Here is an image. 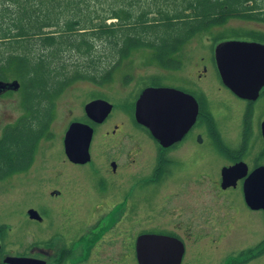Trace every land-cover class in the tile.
<instances>
[{
	"label": "flooded vegetation",
	"instance_id": "flooded-vegetation-1",
	"mask_svg": "<svg viewBox=\"0 0 264 264\" xmlns=\"http://www.w3.org/2000/svg\"><path fill=\"white\" fill-rule=\"evenodd\" d=\"M211 52L213 77L205 64L160 66L157 85L131 94L126 113L132 126L102 125L113 106L100 123L85 111L73 120L92 128L86 161L69 160L63 145L61 167L51 162V172L31 174L33 161L29 172L0 179L12 185L10 177L30 178L33 193L56 198L18 211L34 223L18 237L12 222L1 219L0 264H138L142 236L161 237V245L154 240L147 249L152 261L160 250L180 246L179 264H264V83L257 93L237 95L222 81ZM149 86L178 90L195 102L194 121L178 140L160 142L135 120V102ZM96 98L104 99L90 100ZM203 183L214 199L198 209ZM241 231L252 240L228 247Z\"/></svg>",
	"mask_w": 264,
	"mask_h": 264
},
{
	"label": "trees",
	"instance_id": "trees-1",
	"mask_svg": "<svg viewBox=\"0 0 264 264\" xmlns=\"http://www.w3.org/2000/svg\"><path fill=\"white\" fill-rule=\"evenodd\" d=\"M235 21L264 25V0H0V80L19 82L23 109L0 132V179L29 167L66 85L111 81L136 53L141 65L174 67L197 36L264 43L262 30Z\"/></svg>",
	"mask_w": 264,
	"mask_h": 264
},
{
	"label": "rangeland",
	"instance_id": "rangeland-1",
	"mask_svg": "<svg viewBox=\"0 0 264 264\" xmlns=\"http://www.w3.org/2000/svg\"><path fill=\"white\" fill-rule=\"evenodd\" d=\"M230 24L233 26L241 27H254L264 32V25L235 21ZM219 42L212 43L209 37H194L183 48L181 52V60L186 62L184 68L189 66L195 67L206 65L208 69V76H216L211 57V49ZM134 61L132 67L129 66L128 59L122 62L112 74L111 81H104L103 83L94 82L93 80L80 79L66 85L62 91L54 99L52 106V117L50 127L44 134L43 139L38 143L33 154V166L29 172L27 169L22 171L31 174L36 173H49L51 172V165L61 167L60 162H64L63 151V135L70 121L76 120L84 115V103L94 97H104L113 104V109L110 116L102 123L103 126L121 124L125 126H132L131 120L127 115L125 103L132 99L131 94L140 88L142 79L151 75H159L162 69L154 64H142L144 56L142 54H134ZM199 64V65H198ZM132 68V69H131ZM199 68V67H198ZM184 70H182L183 72ZM130 74L132 77L127 83L123 82L124 75ZM133 96V95H132ZM23 112L20 103V93L18 90L4 92L0 95V132L5 124L14 122ZM134 126V125H133ZM102 128H97L94 136L95 140H99ZM141 140L146 139L141 133ZM212 157V156H211ZM31 163V164H32ZM31 166V165H30ZM21 171V172H22ZM65 171V170H61ZM84 171L85 170H79ZM67 172V171H65ZM83 173V172H82ZM86 173V172H85ZM87 175V174H86ZM85 175V176H86ZM14 178L12 185L7 181H0V221L4 219L12 222L15 226L14 236L18 237L25 229L33 226L28 218L18 216V211L26 209L27 207H35L38 205H46V201L50 204L56 202V198H52L48 192L45 194L36 195L32 189L36 187V182L32 179H24L17 176ZM82 178H86L83 177ZM13 179V180H14ZM11 181V180H9ZM44 181V180H43ZM42 181V182H43ZM45 183H47L45 181ZM210 187L203 183L198 186V209L208 207L213 202L210 199L208 189ZM88 203V202H87ZM242 235H237L236 238L228 241V247L231 245H238L244 241L249 242L252 236L246 232ZM243 236L244 240L241 239ZM242 240V241H241ZM123 260V259H122ZM124 261V260H123ZM129 264H134V260H127ZM120 264V261L118 262Z\"/></svg>",
	"mask_w": 264,
	"mask_h": 264
},
{
	"label": "water",
	"instance_id": "water-1",
	"mask_svg": "<svg viewBox=\"0 0 264 264\" xmlns=\"http://www.w3.org/2000/svg\"><path fill=\"white\" fill-rule=\"evenodd\" d=\"M214 59L222 81L237 95L257 93L264 83V43L253 40L230 39L214 47ZM19 82L0 80V93L17 90ZM185 102L187 106L185 107ZM112 104L102 98L88 101L84 105L86 115L93 121L102 122L112 109ZM196 104L178 90L149 86L139 94L134 106L137 123L147 127L152 136L163 143L178 140L194 121ZM92 128L78 121L71 122L64 133L63 145L66 156L73 162H84L89 158L88 146ZM31 216L35 213L29 210ZM156 241L161 245L160 236H142L137 239L138 264H179L181 249L160 251L158 260L146 259L147 249ZM159 242V243H158ZM163 242V241H162ZM164 242H168L166 239ZM176 246L173 245V248Z\"/></svg>",
	"mask_w": 264,
	"mask_h": 264
},
{
	"label": "bare ground",
	"instance_id": "bare-ground-1",
	"mask_svg": "<svg viewBox=\"0 0 264 264\" xmlns=\"http://www.w3.org/2000/svg\"><path fill=\"white\" fill-rule=\"evenodd\" d=\"M161 251V250H160Z\"/></svg>",
	"mask_w": 264,
	"mask_h": 264
}]
</instances>
